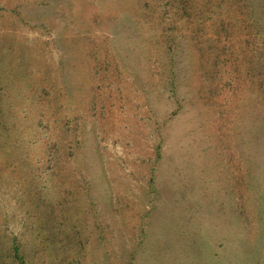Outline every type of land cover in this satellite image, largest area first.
Instances as JSON below:
<instances>
[{"label":"rangeland","instance_id":"obj_1","mask_svg":"<svg viewBox=\"0 0 264 264\" xmlns=\"http://www.w3.org/2000/svg\"><path fill=\"white\" fill-rule=\"evenodd\" d=\"M16 246L264 264V0H0V264Z\"/></svg>","mask_w":264,"mask_h":264},{"label":"trees","instance_id":"obj_2","mask_svg":"<svg viewBox=\"0 0 264 264\" xmlns=\"http://www.w3.org/2000/svg\"><path fill=\"white\" fill-rule=\"evenodd\" d=\"M49 148H51V147H49ZM52 157H54V156H51V155L49 156V158H48L49 162L53 161ZM15 256L22 264H25V260H24L23 256L21 255V253L19 252V247L18 246H16Z\"/></svg>","mask_w":264,"mask_h":264}]
</instances>
